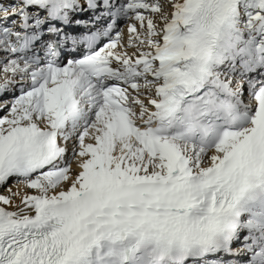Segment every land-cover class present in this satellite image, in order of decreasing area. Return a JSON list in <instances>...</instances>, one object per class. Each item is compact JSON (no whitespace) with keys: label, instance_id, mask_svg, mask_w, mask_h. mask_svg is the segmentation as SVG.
Instances as JSON below:
<instances>
[{"label":"snow or ice","instance_id":"1","mask_svg":"<svg viewBox=\"0 0 264 264\" xmlns=\"http://www.w3.org/2000/svg\"><path fill=\"white\" fill-rule=\"evenodd\" d=\"M0 264H264V0H0Z\"/></svg>","mask_w":264,"mask_h":264}]
</instances>
